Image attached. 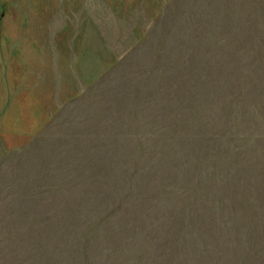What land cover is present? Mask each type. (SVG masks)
I'll use <instances>...</instances> for the list:
<instances>
[{"label": "rangeland", "instance_id": "374dc122", "mask_svg": "<svg viewBox=\"0 0 264 264\" xmlns=\"http://www.w3.org/2000/svg\"><path fill=\"white\" fill-rule=\"evenodd\" d=\"M0 264H264V0H0Z\"/></svg>", "mask_w": 264, "mask_h": 264}, {"label": "crops", "instance_id": "0c3cea01", "mask_svg": "<svg viewBox=\"0 0 264 264\" xmlns=\"http://www.w3.org/2000/svg\"><path fill=\"white\" fill-rule=\"evenodd\" d=\"M1 42V41H0ZM2 43H0V45H1Z\"/></svg>", "mask_w": 264, "mask_h": 264}]
</instances>
